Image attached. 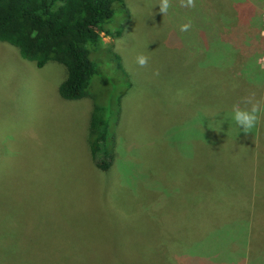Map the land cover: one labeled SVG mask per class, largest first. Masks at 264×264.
<instances>
[{
	"label": "rangeland",
	"instance_id": "rangeland-1",
	"mask_svg": "<svg viewBox=\"0 0 264 264\" xmlns=\"http://www.w3.org/2000/svg\"><path fill=\"white\" fill-rule=\"evenodd\" d=\"M124 1L81 100L60 96L63 65L0 42V264H264V112L252 153H234L235 122L195 99L205 83L212 103L263 99L264 0H170L164 14ZM225 54L251 90L213 62ZM96 109L115 135L107 172L91 156Z\"/></svg>",
	"mask_w": 264,
	"mask_h": 264
},
{
	"label": "trees",
	"instance_id": "trees-1",
	"mask_svg": "<svg viewBox=\"0 0 264 264\" xmlns=\"http://www.w3.org/2000/svg\"><path fill=\"white\" fill-rule=\"evenodd\" d=\"M115 4L125 6V1L0 0V42L18 48L22 58L34 62L39 68L45 67L49 62L63 65L67 69V77L59 87L60 96L68 101L81 100L89 96L93 78L98 73L97 65L91 60V56L101 51L104 36L120 37L122 35V30L111 32L106 28L115 16ZM238 11H240L239 8ZM226 14V11L219 12V19L223 20V16ZM237 44L232 45L233 49H236ZM194 50L196 49L191 52ZM222 55L218 61L209 59L218 62L221 70H228V77L235 75V82L240 86L242 85L245 91L251 90L250 87L256 83H252V86L245 85L240 77L241 72L247 73L242 58L230 60L226 54L223 58ZM231 69L233 73H230ZM207 74L215 75V73ZM202 89L200 96L195 97L196 100L201 98V101L204 102L201 108L202 114L210 117L209 112H207L210 111L216 114L220 113L218 116L224 114L231 117L232 107L235 104H230L225 98H222L220 102L218 99V104L211 102L215 100L214 92L220 89L218 84L211 87L210 83L208 85L205 83ZM196 104L199 106L198 101ZM260 104L263 109L264 96ZM239 106L242 109L251 108L250 104L246 105L243 102ZM97 109L91 119V156L96 167L107 172L116 158L114 153L115 135L110 132L109 125L106 126V123L101 120ZM260 119L262 118L259 117V121L253 128L256 133H252L253 129H251L249 133L252 136L250 135L248 138L246 137L248 133L245 134L235 124L236 143L230 142L225 145L229 146L234 153L240 151L241 148H245L246 153H252L251 149L256 141L255 136L259 133ZM206 120L214 121L213 130H207L208 133L217 134L218 126L221 133L220 123L216 128L215 119L204 118V121ZM228 129V126H222V130ZM204 133L206 134V127ZM245 138L251 140L248 147L246 145L241 146ZM105 165L107 166L105 167Z\"/></svg>",
	"mask_w": 264,
	"mask_h": 264
},
{
	"label": "clouds",
	"instance_id": "clouds-1",
	"mask_svg": "<svg viewBox=\"0 0 264 264\" xmlns=\"http://www.w3.org/2000/svg\"><path fill=\"white\" fill-rule=\"evenodd\" d=\"M180 5L182 7H195V0H180ZM159 11L164 14L168 11L170 5V0H160ZM190 27L189 24H184L181 26V31H187ZM136 63L139 67H147L149 57L143 53L138 54L135 58ZM158 74V73H157ZM254 93L248 97H245L243 103L246 105H251V108H241L239 104L233 105L231 119L235 122L238 128L242 129L245 134L249 133L253 129L259 120L260 113L264 112L259 101L254 102Z\"/></svg>",
	"mask_w": 264,
	"mask_h": 264
}]
</instances>
